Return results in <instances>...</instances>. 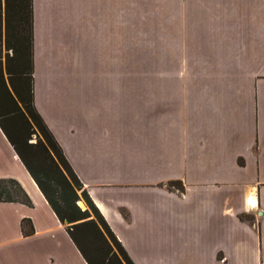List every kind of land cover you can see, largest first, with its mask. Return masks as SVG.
<instances>
[{"label": "crops", "instance_id": "1", "mask_svg": "<svg viewBox=\"0 0 264 264\" xmlns=\"http://www.w3.org/2000/svg\"><path fill=\"white\" fill-rule=\"evenodd\" d=\"M31 12L33 105L132 263L264 264V0H31ZM4 33L1 0L2 64ZM72 71L83 78L65 82ZM0 179L32 204L0 203V264H86L1 130Z\"/></svg>", "mask_w": 264, "mask_h": 264}, {"label": "trees", "instance_id": "2", "mask_svg": "<svg viewBox=\"0 0 264 264\" xmlns=\"http://www.w3.org/2000/svg\"><path fill=\"white\" fill-rule=\"evenodd\" d=\"M4 32V48L12 54L0 60V130L86 264H133L33 105L31 0H4ZM0 203L32 207L13 179H0ZM20 227L23 236L33 232L28 219Z\"/></svg>", "mask_w": 264, "mask_h": 264}, {"label": "rangeland", "instance_id": "3", "mask_svg": "<svg viewBox=\"0 0 264 264\" xmlns=\"http://www.w3.org/2000/svg\"><path fill=\"white\" fill-rule=\"evenodd\" d=\"M80 41L77 39H72L69 40L68 42V49H69V55L71 56V58L73 59V62L79 63L81 60L80 57V52H81V47H80ZM92 51L89 55L88 61L84 60V62H95L96 61V57L98 56L97 53H99L100 51H98V48L96 45H93V47L90 48ZM2 56H3V52H2ZM86 77V74H85ZM84 77V78H85ZM120 77L122 80H130V79H145V78H160V72H146V71H121L120 72ZM64 78V79H63ZM75 79L81 80L82 77V72L80 71H72V72H68V75L66 74V72L63 74L62 72V79L65 82L68 81H73ZM34 141V138H32V142ZM178 185H175L174 182H169L167 184L168 189H172V188H176ZM179 187V186H178ZM180 188V187H179ZM179 190V189H178ZM181 191V190H179ZM82 203L83 206H80L78 204V206L80 207H84L85 205L83 204L82 201H79Z\"/></svg>", "mask_w": 264, "mask_h": 264}, {"label": "bare ground", "instance_id": "4", "mask_svg": "<svg viewBox=\"0 0 264 264\" xmlns=\"http://www.w3.org/2000/svg\"><path fill=\"white\" fill-rule=\"evenodd\" d=\"M253 201H254V200L251 198V199H250V202L253 203ZM78 204H79L80 206H83L81 202H78Z\"/></svg>", "mask_w": 264, "mask_h": 264}]
</instances>
